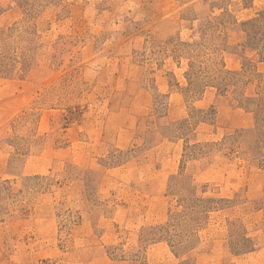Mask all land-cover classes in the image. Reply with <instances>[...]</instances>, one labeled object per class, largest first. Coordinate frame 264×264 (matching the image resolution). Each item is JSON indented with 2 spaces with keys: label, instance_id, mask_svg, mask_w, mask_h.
Masks as SVG:
<instances>
[{
  "label": "rangeland",
  "instance_id": "374dc122",
  "mask_svg": "<svg viewBox=\"0 0 264 264\" xmlns=\"http://www.w3.org/2000/svg\"><path fill=\"white\" fill-rule=\"evenodd\" d=\"M0 264H264V0H0Z\"/></svg>",
  "mask_w": 264,
  "mask_h": 264
},
{
  "label": "trees",
  "instance_id": "16d2710c",
  "mask_svg": "<svg viewBox=\"0 0 264 264\" xmlns=\"http://www.w3.org/2000/svg\"><path fill=\"white\" fill-rule=\"evenodd\" d=\"M190 83H191V82H190ZM187 90H189V88H188Z\"/></svg>",
  "mask_w": 264,
  "mask_h": 264
}]
</instances>
